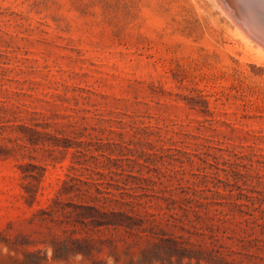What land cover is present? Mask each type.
<instances>
[{"label": "rangeland", "instance_id": "374dc122", "mask_svg": "<svg viewBox=\"0 0 264 264\" xmlns=\"http://www.w3.org/2000/svg\"><path fill=\"white\" fill-rule=\"evenodd\" d=\"M220 6L0 0V264H264V47Z\"/></svg>", "mask_w": 264, "mask_h": 264}, {"label": "bare ground", "instance_id": "6f19581e", "mask_svg": "<svg viewBox=\"0 0 264 264\" xmlns=\"http://www.w3.org/2000/svg\"><path fill=\"white\" fill-rule=\"evenodd\" d=\"M220 3L224 7V9L232 15V18L234 19V21L237 22L239 24V26L245 31V34H247L252 39H256V40L259 39L261 41H264V36L259 35V33L257 32L258 30L255 29L254 25H255L256 21L255 20L247 21L242 16L239 15V11H237L235 5L241 4V3L245 4L243 2V0H220ZM262 4H264V3H262ZM222 6H220V7H222ZM249 15H251V14L249 13ZM253 16H255V15H253ZM253 34H256L257 37L256 38L253 37ZM262 46L264 47V42L262 43Z\"/></svg>", "mask_w": 264, "mask_h": 264}, {"label": "water", "instance_id": "95a60500", "mask_svg": "<svg viewBox=\"0 0 264 264\" xmlns=\"http://www.w3.org/2000/svg\"><path fill=\"white\" fill-rule=\"evenodd\" d=\"M260 2L261 3H264V0H260ZM249 3H251V4H247V6L245 5H243V6H241L240 4H239V15L240 16H242L243 14L244 15H249V13H251V14H253V15H255V17H256V20H258V21H263V18L262 19H259L257 16H263L264 17V7H263V5L261 4V3H259L258 1H255V0H253V1H249ZM249 11H251V12H249ZM253 15L251 16L250 15V19H255L254 17H253ZM249 17V16H248ZM248 19V18H247ZM249 20V19H248ZM251 21V20H250ZM258 27V26H257ZM259 28V27H258ZM258 33H259V35H263L264 36V30L263 29H259L258 31H257ZM253 37H257L256 36V34H253ZM259 40V39H258ZM260 42H264V41H261V40H259Z\"/></svg>", "mask_w": 264, "mask_h": 264}]
</instances>
